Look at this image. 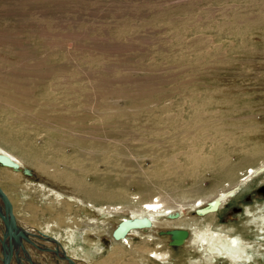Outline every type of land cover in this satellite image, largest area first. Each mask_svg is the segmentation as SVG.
I'll return each mask as SVG.
<instances>
[{"label": "rangeland", "instance_id": "obj_1", "mask_svg": "<svg viewBox=\"0 0 264 264\" xmlns=\"http://www.w3.org/2000/svg\"><path fill=\"white\" fill-rule=\"evenodd\" d=\"M0 139L34 171L0 169L22 204L15 216L59 219L61 239L76 220L26 196L30 179L65 188L67 177L102 202L136 200L143 186L187 201L193 187L226 183L264 160V0H0ZM225 154L233 167L215 170ZM261 186L232 196L218 226L261 238Z\"/></svg>", "mask_w": 264, "mask_h": 264}, {"label": "bare ground", "instance_id": "obj_2", "mask_svg": "<svg viewBox=\"0 0 264 264\" xmlns=\"http://www.w3.org/2000/svg\"><path fill=\"white\" fill-rule=\"evenodd\" d=\"M17 146L19 147V144ZM22 151L31 159L28 151L23 149ZM0 153L8 155L17 163L16 168L0 163L2 170L17 171L14 175L11 174L14 178L34 172L30 160L17 148L11 146L9 139L6 141L0 139ZM239 153L245 155L248 151L241 149ZM231 164V160L225 154L215 170H228V167L231 169L233 167ZM50 171V177L56 180L55 183L58 182L57 171L54 168H50ZM229 172H234V169ZM260 178H264V160L261 164H246L240 174L235 173L233 177L228 178L226 183L218 178L208 190L202 185L193 187L187 190V194L182 197H188L189 200L178 202L166 195H154L146 186L140 189L138 193L141 194L136 200L128 197L129 194H125L122 200L102 202L90 194L79 193L75 187L70 185L71 179L67 177L65 188L55 187L47 181L30 179V182L25 185L26 196L36 198L39 204L41 203L42 209L53 214L54 217L55 213L72 215L76 220L78 228L67 231L62 239L56 231L57 227L62 226L59 219L54 222L44 221L45 223H38V226L22 221L14 214L15 208L20 211L22 204L18 205L13 197L1 188L11 206L12 203L14 204L12 211L16 222L23 232L28 234L29 239L24 237L22 239L21 234L20 241L26 242V245H42L51 255V261H55L54 263L48 262L45 254L41 252H36L34 259L24 252L28 259H24L23 253H19V258L14 256L9 263L225 264L226 262L227 264H264V214L256 226L258 227L257 234H262L261 238L257 237L258 239L236 233L231 229L233 227L231 224L218 226L217 222L219 213L230 208L229 203L233 199L231 197L246 188L248 189L246 196L252 195L250 188ZM253 194L256 195L254 192ZM214 199L219 201L216 210L202 215L196 213L197 208L203 207ZM2 203L0 196V205ZM22 208L27 211L26 208ZM38 211V208L28 205L30 216L39 217ZM176 211L179 213L178 217H168L169 213ZM135 217H147L150 224L131 228L120 238L112 235L114 228L122 219ZM175 228H184L188 231V236L181 243H175L172 240L169 231ZM82 242L88 244V247L80 244ZM5 245V225L0 220V259L1 249ZM26 249L31 255L32 251L30 252L29 247Z\"/></svg>", "mask_w": 264, "mask_h": 264}, {"label": "water", "instance_id": "obj_3", "mask_svg": "<svg viewBox=\"0 0 264 264\" xmlns=\"http://www.w3.org/2000/svg\"><path fill=\"white\" fill-rule=\"evenodd\" d=\"M0 163L9 167H17V163L11 159L6 154L0 153ZM261 192L264 193V186H261L259 189ZM0 196L3 200L2 205H0V220L5 225V236H6V245L2 247V256L0 259V264H9L11 258L16 256L19 258V253H24L25 249L20 241L23 237L26 239L28 234L23 232V230L19 227L18 223L15 220L12 206L9 200L7 199L5 193L0 187ZM219 205V201L214 199L204 205L203 207H199L196 209L197 214H204L209 211H214L217 209ZM178 212L169 213L168 217L175 218L178 217ZM150 224V220L147 217H135L132 219H122L117 226L114 228L112 235L115 238H120L122 235L127 233L131 228L136 227H144ZM170 234L172 236V240L175 243H181L187 236L188 231L184 228H175L171 229ZM21 234L23 235L21 237ZM21 237V238H20ZM53 240V239H51ZM22 264V262H21Z\"/></svg>", "mask_w": 264, "mask_h": 264}]
</instances>
